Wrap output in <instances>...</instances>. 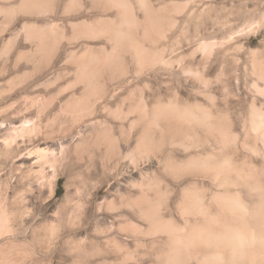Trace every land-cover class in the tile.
Masks as SVG:
<instances>
[{"label": "rangeland", "instance_id": "rangeland-1", "mask_svg": "<svg viewBox=\"0 0 264 264\" xmlns=\"http://www.w3.org/2000/svg\"><path fill=\"white\" fill-rule=\"evenodd\" d=\"M257 66L264 0H0V264H231L190 242L204 222L182 197L214 184L174 174L188 152L157 110L209 108L238 144ZM234 145L215 157L264 182Z\"/></svg>", "mask_w": 264, "mask_h": 264}, {"label": "bare ground", "instance_id": "bare-ground-1", "mask_svg": "<svg viewBox=\"0 0 264 264\" xmlns=\"http://www.w3.org/2000/svg\"><path fill=\"white\" fill-rule=\"evenodd\" d=\"M112 34L118 39L117 32L114 31ZM212 45L202 41L198 47L205 50ZM253 72L257 73V78L264 83V68L257 66ZM252 86L264 97V85L261 87L257 81H254ZM251 101L253 102L250 104L248 129L238 144L232 137L231 130L225 126L223 119H220V113H214L209 108L200 105H195L196 107L180 105L178 101L170 100L166 106L170 110L163 109L160 113L157 110V114L163 119L162 125L170 130L165 134L166 131L163 129L161 138H168L171 142L183 146L184 151L188 152L185 159H180L172 166L174 174L198 171L200 174H205L214 184V190L207 195V186L194 182L189 188V195L182 197V203L204 222L201 226L205 233L189 232L190 242L202 247L214 243L215 255L227 259L231 264H264V255L261 252L264 246V192L261 189L264 182L258 180L257 175L240 169L246 160L241 162V166L232 161V154H227L221 160L215 157L223 148L234 143L236 151L242 149L259 155L264 166V110L254 105V98ZM168 105L173 106L169 108ZM21 127L31 128L32 124L25 121ZM182 130L185 134L197 135L199 142L184 144L180 137L184 134ZM198 131H201V134ZM248 137L252 140L250 141ZM209 143L214 144L215 147L203 156L205 146ZM192 148L197 152L190 153ZM224 163L227 166H224ZM248 164L256 168L252 159ZM195 221L197 224L198 219ZM4 227L5 223L1 220L0 229Z\"/></svg>", "mask_w": 264, "mask_h": 264}]
</instances>
